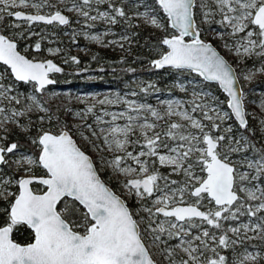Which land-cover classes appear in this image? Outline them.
Here are the masks:
<instances>
[{
    "label": "snow or ice",
    "instance_id": "obj_1",
    "mask_svg": "<svg viewBox=\"0 0 264 264\" xmlns=\"http://www.w3.org/2000/svg\"><path fill=\"white\" fill-rule=\"evenodd\" d=\"M93 3L107 4L111 12L97 9V15H90ZM17 7H30L34 14L15 10ZM45 7L55 5L50 0H0V21L7 16L29 27L41 22L70 24L60 10L42 14ZM140 7L144 11H139ZM131 8L134 11L129 15L126 6H116L112 0H72L67 10L85 20L99 19L109 25L123 19L129 26L138 27L131 24L135 18L164 32L152 66L190 70L204 81L215 82L226 93L225 103L231 111H224L219 100L194 79L191 98L161 101L163 112L117 94L96 103L122 104L126 110L104 111L103 116H96V127L65 122L57 131L45 130V118L53 120L50 109L35 95L10 94L14 86L4 82L5 74L44 94L47 86L56 83L50 74L60 73L62 68L50 59H29L18 51L14 36L0 34V65L5 66L0 70V105L4 101L11 105L0 106V202H4L0 207V264H158L149 251V240L157 248L161 243L167 245L162 249L167 264H229L228 257L218 249H234L245 239L264 240V145L257 147L240 133L250 131L244 94L237 87L235 70L203 38L202 27L207 24L213 38L223 41L239 62L260 58L258 71L264 72V0H136ZM212 24L219 29L211 28ZM107 34L85 35L104 47L116 44L123 48L119 41L104 43L102 35ZM225 36L234 43L230 45ZM34 47L39 52L41 43L36 42ZM48 52L54 55L60 49L50 48ZM70 59L80 63L76 56ZM252 75L250 71L245 79ZM154 87L149 84L142 91L147 93ZM179 88L188 91L183 83ZM21 97L30 103L17 108L15 105L22 104ZM94 107L75 115L83 119L93 113ZM34 110L46 117H39L41 127L31 139L38 152L25 154L19 143L8 142V125L29 132L31 119L21 123L20 118ZM233 117V123L238 122L235 131L229 123ZM119 120L125 123H117ZM84 127L89 135L80 131ZM73 128L98 151L106 149L113 154L111 159H99L125 177L121 181L124 192L118 194L102 180L93 159L74 139ZM161 168L170 171L164 174ZM173 175L183 179H172ZM132 199L135 206L129 203ZM245 216L249 218L247 223H232ZM25 226L30 239L22 244L14 239V232ZM248 232H255L257 237L248 236ZM164 235L167 240H162ZM173 240L174 245L168 243ZM178 253H183L179 260L175 258ZM258 258L264 257L245 249L231 264H256Z\"/></svg>",
    "mask_w": 264,
    "mask_h": 264
},
{
    "label": "rangeland",
    "instance_id": "obj_2",
    "mask_svg": "<svg viewBox=\"0 0 264 264\" xmlns=\"http://www.w3.org/2000/svg\"><path fill=\"white\" fill-rule=\"evenodd\" d=\"M112 1H115L114 4L116 6H121V3L126 2V11H129V15H131L132 11H134V9L131 8V5L135 3L136 0L131 2L128 0ZM50 3L54 4L57 10H60L61 12H64L69 16V25H64L60 30L56 28V26H60L58 23H54L51 26H44L42 24L34 23L29 27L28 24L22 21H16L14 17L5 16L4 20L0 21V34H5L10 37L14 36L17 42L18 50L25 55L26 53L30 52V58L40 60L50 59L53 62L55 60H64V62L66 60L68 62L71 61V59L64 57L65 51L70 52L72 56H76L78 59L80 56L85 57L90 54V52L93 50V47L118 56H127L131 53L130 46L134 43L130 40V29L134 26H129V24H127L123 19L118 18L119 22L116 25H109L106 21L99 19L96 21L85 20V18L77 15L75 11L70 12L67 10L68 8L72 7V0H63V3L59 2V0H50ZM77 3H79V0H77ZM103 5L105 4L97 5L93 3L91 6L90 15H97V9L99 11L111 12V9L108 8V5H106V7H104ZM15 10L34 13V10L30 7H17ZM139 11H144V8L140 7ZM50 12H52V8L45 7L44 9H42V14H47ZM161 15H163L162 12ZM216 18L219 19V16H217ZM15 23L21 24V27H12V25ZM131 24H138V27L143 26L145 28H149L144 25L142 21H139L135 18L132 19ZM88 25L93 26L89 27ZM202 27L204 29L203 38H205L208 42H211L236 69L237 77L244 94V104L247 120L249 122V128L256 134V142L253 141V138L248 136L247 134L242 133L241 131L240 133L248 136L252 143H255L257 147L264 145V124L261 123V121H264V108L261 107V105L264 104V72L258 71V69L261 67L260 58H245L242 63L239 62L235 53L230 52L223 46V41L218 38H213L214 34L211 32L207 24H203ZM211 28L219 29V26L217 24H212ZM149 29L157 31L163 36L165 35V33L160 30H156L153 28ZM21 33L24 34L23 37L20 35ZM32 33L36 34L33 35ZM103 33H108L107 35H102V40L104 41V43H108L109 41H119L123 44V48L118 47L116 44H111L108 47H104L101 43L87 39L85 35H101ZM73 35H75V42H73ZM122 36H128L129 39L121 40ZM224 40L227 41L230 45L234 43L233 39L229 38L228 36H225ZM36 42L41 43V50L39 52H37L34 47ZM50 48H59L60 52L53 55L48 52V49ZM44 56L46 57L45 59L38 58ZM54 63L58 64L56 62ZM83 65L84 64L82 62L80 64H75L71 61L70 68L72 67L77 72H81V70H84L82 68ZM148 65L150 66V64ZM148 65L138 67L137 69H135V71L137 72L139 70H145ZM4 68L5 66L0 65V70ZM135 71H132L133 74L129 76V79H124L120 82L107 81L105 80V78L109 75L105 76L100 70L96 72L93 71L87 74V82L78 84H75L77 83L75 82V86L73 87H65L61 85L57 86L52 84L50 86H47V90L44 94L35 93L31 85L24 84L23 82H15L12 76L7 74H5L4 82L6 84H12L14 86V92L10 94L23 93L25 95H35L44 107L50 109L49 114L53 116V120L49 121L47 120V118H45V120L42 122V127L45 130L52 131H57L58 128L65 122L69 125L92 124L93 127H96L95 118L97 115L103 116L104 111L110 113L125 111L126 106L122 104L100 105L96 103V101L102 100L105 97L113 98L117 94L127 100L135 101L136 103L151 104L153 107L158 108L161 112H163L164 109L162 104L160 103L161 101L175 99L188 100L191 98V84L194 79L195 83L199 85L200 88H203L205 91L209 92L211 96L219 100V106L224 111H229L225 103L226 96L218 89L216 85H214L215 88L205 87L207 82H205L201 77H198L196 73H192L187 70H177L180 73H176L172 80L164 83V87L167 88L166 90L155 92L153 88H149L148 92L146 93L142 91V88H147V86L151 83H144L139 78V76H137V73H135ZM250 71L251 73H254V75L251 76V79H245V76L249 75ZM50 76L56 81L54 73L50 74ZM181 83H183L186 88H188L187 92L180 90L179 84ZM132 92H135L136 95H131ZM53 93L55 95H52ZM21 99L22 104L15 105V107L22 108L24 104L30 103V101H28L24 97H21ZM93 104H95L93 113L87 114L83 119L75 115V113L77 112H80L83 115L86 108ZM0 106L10 107L11 105H8V102L4 101L3 105ZM65 109H71V112H66ZM41 116L46 117V114L38 110H34L32 113H29L28 117L20 118L21 123H28L29 118L31 119L32 127L29 132L22 131L15 125L9 124L8 127L11 129V131L8 133V142L19 143L20 151L25 154L38 152V149H36L35 146L31 144V139L37 135V129L41 127V121L39 120V117ZM104 119L110 120L111 117L104 116ZM149 119H151V117H149ZM172 119L178 120L179 118L173 117ZM233 122L234 119L232 118V121H229V123H232L233 129L235 131L238 124ZM117 123L123 125L125 121L119 120L117 121ZM160 123L161 125H163V121H161ZM102 127L107 128L108 125H102ZM80 131H82L85 135H89L88 129L86 127L81 128ZM73 133L78 145L92 157L102 178L109 185H111L118 194L124 192L125 190L122 188L121 181H123L125 177L115 174L111 168L103 165L99 159L100 156H103L105 159H111L113 154L108 152L106 149L104 151H98L96 148L92 147L80 136L76 128H73ZM11 136H13V138L15 139H13ZM93 142L96 144H101L102 146V142L95 140V138H93ZM129 150L132 149L130 148ZM128 163H131V161H128ZM160 170L164 174H167L170 171L166 168H161ZM171 178L178 180L183 179V177H179L176 175H173ZM129 203L132 206H135L136 201L132 199L129 200ZM2 206L3 205H0V207ZM162 218L163 217H161V219ZM248 220L249 218L245 216L241 217L239 221L232 223H247ZM225 227H227V223L225 224ZM229 235L231 236L232 234L229 233ZM247 235L257 237V234L255 232H248ZM233 238L235 239V237ZM162 240H167V236H162ZM147 243L150 253L153 255L154 259L158 261V264H160L161 261H163V264H167V261L164 260V254L162 253V249L167 245L161 243L159 248H157L152 244L150 240ZM168 243L174 245L176 241L173 240L169 241ZM245 249L253 254H259V257H264L263 240L258 237L251 240L245 239L243 243L237 244L234 249H218V251H220V254L227 256L229 264H231L233 258L244 252ZM181 256H183V253H178L175 258L179 260ZM256 264H264V258H258Z\"/></svg>",
    "mask_w": 264,
    "mask_h": 264
},
{
    "label": "trees",
    "instance_id": "obj_3",
    "mask_svg": "<svg viewBox=\"0 0 264 264\" xmlns=\"http://www.w3.org/2000/svg\"><path fill=\"white\" fill-rule=\"evenodd\" d=\"M128 1L131 2L135 0ZM112 2L115 3V1ZM126 4V2H123L121 3V6H125ZM106 5L107 4L103 6L106 7ZM56 28L60 30L61 26H56ZM130 33V40L133 41L134 44H131V53L127 56L112 55L110 53H107L106 51L99 50L93 47V50L90 52L89 55L85 57H79L80 63L82 62L84 64L82 66L84 70H81V72H77L72 67L70 68L71 61L65 63L64 60H55L54 62L58 63L57 65L62 68V71L60 73H54V76L56 78V83H54V85L73 87L75 86V84L87 82V74L93 71L96 72L98 70L102 71L105 76L109 75L105 78V80L112 82H120L124 79H129V76L133 74L132 71H128L129 69L135 70L138 67L150 64V66L148 65L145 70H139L137 72L135 71V73H137V76H139V78L144 83L150 82L151 84L155 85V87L153 88L155 92L166 90L167 88L164 87V83L168 82L169 80H172L174 75L179 71L170 68L155 69L151 63L153 59L158 57V50L160 47H162L160 45V41L164 36L157 31H153L143 26H134L130 29ZM64 54L66 55H64V57L68 59H70L72 56L71 53L68 51H65ZM26 56L31 57L30 52L26 53ZM38 58L45 59L46 57L44 56ZM206 85H208V87L210 88H215L214 84L207 83ZM239 131L252 137L253 141L256 142L257 136L251 130L247 132L244 130ZM11 137L13 138V136ZM39 174L40 170H37V175ZM3 203L4 202H0V205H3ZM25 229L26 226L25 228H22L20 232H14V239H16L22 244L30 239V230Z\"/></svg>",
    "mask_w": 264,
    "mask_h": 264
},
{
    "label": "water",
    "instance_id": "obj_4",
    "mask_svg": "<svg viewBox=\"0 0 264 264\" xmlns=\"http://www.w3.org/2000/svg\"><path fill=\"white\" fill-rule=\"evenodd\" d=\"M19 11H21V10H19ZM22 12H25V11H22ZM25 13H29V14H34V13H30V12H25ZM62 13V12H61ZM63 14V13H62ZM63 15H65V14H63ZM42 23V22H41ZM212 44V43H211ZM213 45V44H212ZM214 46V45H213ZM215 47V46H214ZM216 48V47H215ZM216 50H217V48H216ZM19 51V50H18ZM218 51V50H217ZM219 52V51H218ZM220 53V52H219ZM21 54H23V53H21ZM23 55H25V54H23ZM220 55L222 56V57H224L221 53H220ZM28 57V56H27ZM29 59H33V58H30V57H28ZM224 59L233 67V69L235 70V73H236V69H235V67L224 57ZM35 60H37V61H44V60H40V59H35ZM166 68H168V67H166ZM187 71H190V70H187ZM9 72H10V70H9ZM236 75H237V73H236ZM51 77V76H50ZM13 79H14V77H12ZM52 78V77H51ZM202 78V77H201ZM238 78V77H237ZM203 79V78H202ZM15 80V79H14ZM205 82H207V83H210V84H214V85H216L217 87H218V89L223 93V91H222V89H220L219 88V86L215 83V82H210V81H205ZM50 86V85H49ZM237 87L240 89V90H242V88H241V84H240V82H239V80H238V82H237ZM225 96H226V93H223ZM246 110V109H245ZM229 111H231L230 109H229ZM233 119H234V121H235V117H233ZM246 119H247V116H246ZM237 124H238V122H236ZM75 139V138H74ZM78 144V143H77ZM82 149V148H81ZM83 150V149H82ZM84 151V150H83ZM86 154H88L87 152H86ZM89 155V154H88ZM90 156V155H89ZM91 157V156H90ZM92 158V157H91ZM100 174V173H99ZM101 176V175H100ZM101 178H102V176H101ZM102 180H104L103 178H102ZM105 181V180H104ZM105 183L110 187V188H112L106 181H105ZM113 189V188H112ZM113 191H115L114 189H113ZM116 192V191H115Z\"/></svg>",
    "mask_w": 264,
    "mask_h": 264
},
{
    "label": "flooded vegetation",
    "instance_id": "obj_5",
    "mask_svg": "<svg viewBox=\"0 0 264 264\" xmlns=\"http://www.w3.org/2000/svg\"><path fill=\"white\" fill-rule=\"evenodd\" d=\"M55 10H57L56 8H52V12H54ZM52 12H50V13H52ZM63 14H65L64 12H62ZM47 14H49V13H47ZM68 18H69V16L67 15V14H65ZM38 24H42V25H44V26H51V25H47V24H44V23H38ZM61 27H63L64 25H60ZM242 88V87H241ZM242 92H243V90H242ZM203 210V209H202Z\"/></svg>",
    "mask_w": 264,
    "mask_h": 264
}]
</instances>
